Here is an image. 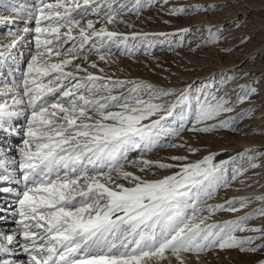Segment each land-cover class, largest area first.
I'll list each match as a JSON object with an SVG mask.
<instances>
[{"label": "snow or ice", "instance_id": "obj_1", "mask_svg": "<svg viewBox=\"0 0 264 264\" xmlns=\"http://www.w3.org/2000/svg\"><path fill=\"white\" fill-rule=\"evenodd\" d=\"M89 2L84 0L85 8ZM139 5L140 0H136V10ZM60 8L64 9L63 14L52 11ZM75 8L58 2L38 9L34 37L37 52L28 63L23 80L22 97L28 98L26 108L15 112L0 105V131L6 130V117L31 110L26 116V138L18 161L25 184L19 214L27 264H149L151 260H164L166 251L184 264L181 252H201L214 246L255 251L254 247H242L251 242V237L241 239L233 235L247 217L223 225H206L205 219L197 216V212L204 210L199 207L202 197L210 198L217 187L228 183L223 165H214L212 156L195 163H159L160 168L179 167L180 171L156 180H145L121 169V161H127L129 152H151L160 146L162 135H178L189 116L199 124L221 112L232 111L226 106L227 101L206 96L193 105L186 90L165 105L153 101L175 90L155 89L150 84L112 80L93 73L79 77L78 72H87L79 64L75 71H65V66L84 51L111 53L112 46L131 51L127 45L129 37L103 28L89 33L80 27L78 37H74L72 29L79 26V21L71 16ZM105 15L111 22L112 14ZM45 21L47 27L42 26ZM61 27L68 31L62 34ZM86 27L93 29V22L89 20ZM77 39L79 45L67 49L71 59L52 62L53 55L60 57L64 45ZM132 39H137L135 34ZM99 59L105 60V55L100 54ZM126 83H133V87L126 93L111 95L114 88H122ZM104 92L109 94L98 95ZM49 96L55 97L54 102L49 101ZM15 103L23 104L24 100ZM114 108L118 110H111ZM152 117L156 118L143 123ZM170 117L173 123L179 121L178 128L165 127ZM217 126L229 127L230 122L193 130L208 132ZM3 156L4 150L0 148V157ZM172 159L183 161L187 157ZM9 162L17 163L15 159ZM5 163L0 159V166ZM133 163L145 168L153 166L143 159ZM119 177L131 181V186L118 183ZM9 179L8 175H0V181ZM228 210L237 211L233 207ZM13 240L14 236L0 234V253H9L8 245ZM0 264L15 261L0 260Z\"/></svg>", "mask_w": 264, "mask_h": 264}, {"label": "rangeland", "instance_id": "obj_2", "mask_svg": "<svg viewBox=\"0 0 264 264\" xmlns=\"http://www.w3.org/2000/svg\"><path fill=\"white\" fill-rule=\"evenodd\" d=\"M217 1L209 6L211 0H140L139 9L136 10V0H90L86 8L84 0H0V54H2L0 55V105H7L9 111L22 112L27 105L28 98L22 97L23 80L28 71V63L37 52L34 37L38 9L58 2L66 7L75 8L76 4L81 6L71 13L72 18L79 21V26L72 29L74 37H78L80 27H84L89 33L103 28L129 37L127 45L131 49L129 52L124 48L118 50L112 46L111 53L106 51L100 53L105 55V60L99 59L100 54L84 51L73 59L72 64L65 66V71H75V65L79 64L81 68L87 69V72H78L79 77L93 73L112 80L150 84L154 88L165 91L175 90L171 95L153 101L162 102L165 105L174 102L186 90L190 94L189 100L193 105L198 98L203 101L206 96L210 99L223 97L227 101L226 106L232 111L221 112L213 119L199 124L193 116H189L184 122V129L179 131L178 135H162L160 146L155 147L151 152L133 150L128 153L127 161H121L123 171L131 172L145 180H156L180 171L179 167L160 168L159 163L174 165L195 163L202 161L211 151H216L212 146L214 143L224 142L226 150L231 143L233 145L228 150L232 151L234 144L241 145V140L252 142L248 147L245 146L233 154L232 158L219 161L218 164H222L225 170L227 186L221 184L212 192L210 198L202 197L199 207L204 210L197 212V216L203 217L206 225H223L225 222L240 221L241 218L247 217L233 235L241 239L251 237V242L242 247L245 249L254 247L256 250L241 251L240 247L214 246L201 252H181L180 259L184 264L185 259L188 260L197 255L206 257V261L204 260L201 264H249L248 262L254 256L264 255V199H259L264 197V171L262 170L264 168V97H262L264 69L259 68L264 64V55H262L264 50L250 49L257 40V32L252 29L254 22L259 18L253 15L254 11H251L253 7L249 6L250 0L244 3L247 7V17L238 15L240 13L235 17L229 16L235 8L236 0ZM178 9H184V11L180 12ZM52 11L63 14L64 9ZM97 11L99 15L96 14ZM109 12L112 14L111 22L105 15ZM219 13L225 17L214 20L219 18ZM89 20L93 22V29L86 27ZM42 26L47 27L48 22H43ZM257 29H264V26L260 25ZM60 31L63 34L68 31V28L61 27ZM245 32L247 34L244 35ZM134 34L137 37L135 40L132 39ZM237 36L242 37V41H236ZM13 41L16 42L15 45ZM236 42L239 43L237 48L233 46ZM74 44L78 46L79 40L69 41L64 45L62 55L60 57L53 55L52 61L71 59L67 49ZM134 44L139 47L134 48ZM88 47L90 44L86 45V49ZM230 52L237 53L242 57L241 60L238 61L236 56L233 58L237 60L236 62L221 66L227 63L226 57ZM93 63L96 67H92ZM246 65L243 72V66ZM230 66H240V69L226 75L227 78L224 77V73L221 74V78H218V73L224 68L229 69ZM237 77L243 80L237 83ZM226 79H230L228 81L230 84L227 85L229 93H221L217 96L216 94L222 91L220 87L226 84ZM132 87L133 83H126L122 88H114L111 95L126 93ZM108 94L104 92L98 95ZM141 95L145 100L148 99L144 93ZM20 99H23L24 103L16 104L15 100ZM48 99L54 102L55 97L49 96ZM211 102L214 103L215 100ZM30 112L31 110L28 109L24 114L17 116L20 118L19 124L12 131H26V116L30 115ZM154 118L156 117L149 118L143 123H150V120ZM172 121L173 118L170 117L165 122V127L178 128L179 121L176 123ZM221 121H229L230 126H217L208 132L193 130L219 125ZM6 122L4 121V125L10 126ZM174 144L182 145V147L170 146ZM173 157H187V159L176 161L172 159ZM141 159L152 162L153 166L145 168L141 164L133 163ZM212 163H214L213 160ZM214 165L217 164L214 163ZM253 165L256 166L253 167ZM233 176H235L234 179ZM113 177L116 178V173H113ZM117 182L131 186V181L122 177L117 178ZM250 187L258 188V190L243 191ZM229 201L233 203L229 205ZM242 203L243 207H241ZM216 205L224 207L216 209ZM208 206H213V209L209 210ZM229 207L237 211H229ZM241 227L244 230H240ZM3 228L4 231L8 230ZM172 258L178 261L176 255L166 251L165 259L162 261H166L164 264H172ZM162 261L151 260L149 264H162Z\"/></svg>", "mask_w": 264, "mask_h": 264}, {"label": "bare ground", "instance_id": "obj_3", "mask_svg": "<svg viewBox=\"0 0 264 264\" xmlns=\"http://www.w3.org/2000/svg\"><path fill=\"white\" fill-rule=\"evenodd\" d=\"M206 1H209V0H206ZM216 1L217 0H215V1L211 0V3H209V6H212L213 4L218 2V1L217 2ZM250 1H251V4H249V6L253 7L251 9V11H254L253 15H255L259 18L254 22L255 25L252 29V30H255L257 32V35H256L257 40L255 41V44L250 47V49L254 48L253 50L257 49V50L262 51V50H264V29L259 30L257 28H259L260 25H262V27L264 26V0H250ZM244 3H246V0H236V3H234L235 8L232 10V8H230L232 6L229 7L232 10L231 15H229V16L235 17L238 13H240L238 15L247 17V15H246L247 7ZM218 16H219V18H216L214 20H219V19L225 17L222 13H219ZM215 17H216V14H215ZM228 18H230V17H228ZM260 18H262V19H260ZM243 34L245 35V34H247V32H245ZM241 38L242 37L237 36L235 39H236V41L239 42V41H242ZM233 42L235 43V40H233ZM238 42H236V44L233 45L235 48H237V45L239 44ZM262 55H264V54H262ZM236 56H237L238 61L241 60L242 57L238 56L237 53L233 54L230 52V54H228V56L226 57L227 63H223V64H221V66H223V67L225 65L228 66V64L230 65V63H232V62H236L237 60L233 59ZM52 62H55V61H52ZM246 67H247V65L243 66V72H244ZM259 68L261 70L264 69V64L260 65ZM238 69H240V66H238V67L230 66L229 69L224 68V69H222V72L218 73V78H221L222 77L221 74H223V73H224V77H225L226 75H229V73L230 74L234 73L235 70H238ZM226 78H227V76H226ZM229 80L230 79L225 80L226 84L225 85L223 84V86L220 87L222 89V91L221 92L219 91V93L216 94L217 96L220 95L221 93L226 94L228 92L227 85L230 84V83H228ZM241 80H243V78L240 79V77H237L236 82L240 83ZM155 89H157V88H155ZM262 93H263L262 97H264V92H262ZM188 95H190V94H188ZM259 97H261V96L259 95ZM246 101L247 100H245V102ZM19 120H20V118H18L17 116H13L11 118H5V121H7L10 126H8V125L5 126L3 124V127L6 130L0 131V148H2L4 150V156L0 157V159H3L6 161V163L3 166H0V175H8L10 177V179L7 181H0V234L14 236L13 243L8 245V247L11 249V251L9 253H0V260L15 261V264H27L28 253L24 252V250H23V245H24L25 240H24V236L22 234V226H21L22 217L19 214L20 213L19 200L22 198V193L25 190V184L23 181L22 170L19 169V164H18V161L20 159L19 149L23 146V141L26 138L24 135L25 130L23 132L12 131V130L8 131L7 130L9 128L16 129L17 125L19 124ZM12 122H13V124H11ZM240 142H241L240 144L242 146L244 145V147H242L241 145L239 146L238 144H234L235 147H233L232 151L228 150V148L231 145H233L231 143H230V145H228L227 150L224 148V147H226V145H224L225 144L224 142H223L224 144L223 143H214L212 146L217 152L211 151V153L207 154L206 157L212 156V160L214 161V163L218 164L219 161H221V160H227L229 158H232L233 154L242 150L243 148H245V146L248 147L252 143L249 140H247V141L241 140ZM12 159H15L17 161V163L16 164L10 163L9 161H11ZM262 170L264 171V168H262ZM247 190H254L255 191V190H258V188L252 189L250 187V188H245L243 191H247ZM27 222L28 221H25V223H27ZM3 227H5L8 230L4 231ZM37 242H39V241H37ZM30 251H31V249H30ZM183 259H185V258H183ZM204 260L206 261V257H204V255L202 257L197 255L196 257L193 256V257L188 258V260L185 259V264H201L204 262ZM171 261H172V264H180L179 260L178 261L176 259L173 260V258H172ZM162 262H163L162 264H164V262H166V261H162ZM248 263L249 264H264V255L254 256ZM165 264H167V263H165Z\"/></svg>", "mask_w": 264, "mask_h": 264}]
</instances>
